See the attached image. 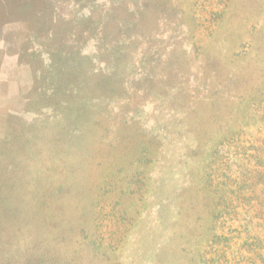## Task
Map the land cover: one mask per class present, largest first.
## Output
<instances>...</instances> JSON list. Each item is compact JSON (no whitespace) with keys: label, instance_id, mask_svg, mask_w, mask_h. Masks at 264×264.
Instances as JSON below:
<instances>
[{"label":"rangeland","instance_id":"1","mask_svg":"<svg viewBox=\"0 0 264 264\" xmlns=\"http://www.w3.org/2000/svg\"><path fill=\"white\" fill-rule=\"evenodd\" d=\"M0 6L65 52L0 124V264H264V0Z\"/></svg>","mask_w":264,"mask_h":264},{"label":"crops","instance_id":"2","mask_svg":"<svg viewBox=\"0 0 264 264\" xmlns=\"http://www.w3.org/2000/svg\"><path fill=\"white\" fill-rule=\"evenodd\" d=\"M0 12L7 19H0V124L6 119L25 122L43 116L50 102H57L50 77L58 71L54 56L65 52L50 32L27 19L11 18L7 7L0 6ZM68 41L62 44L75 43Z\"/></svg>","mask_w":264,"mask_h":264},{"label":"trees","instance_id":"3","mask_svg":"<svg viewBox=\"0 0 264 264\" xmlns=\"http://www.w3.org/2000/svg\"><path fill=\"white\" fill-rule=\"evenodd\" d=\"M214 219H218V216H213ZM247 239L253 240L254 242H256V246H259L260 243H262V240H260L259 236H247Z\"/></svg>","mask_w":264,"mask_h":264}]
</instances>
